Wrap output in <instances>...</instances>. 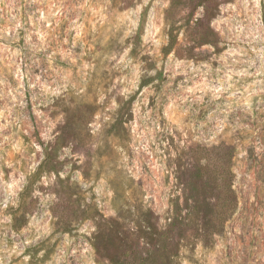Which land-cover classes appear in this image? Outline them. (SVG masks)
Here are the masks:
<instances>
[{
    "label": "rangeland",
    "instance_id": "1",
    "mask_svg": "<svg viewBox=\"0 0 264 264\" xmlns=\"http://www.w3.org/2000/svg\"><path fill=\"white\" fill-rule=\"evenodd\" d=\"M92 2L95 0H0V264H137L142 260L168 264L177 238L185 236L202 241L198 264H247L250 259L264 264V72L259 71L264 42L259 37L252 45L227 39V25L222 23L227 13L221 14V9L233 0H222V4L213 0L209 8L215 30H207L204 21H198L196 28L189 25L178 32L170 29L169 44L160 50L164 62L155 77H148L145 69L156 68L157 62L151 48L144 44L149 27L147 10L140 11L135 32L128 37L129 21L123 18L140 0H120L119 7L112 0L120 15L95 30L91 10L83 27L72 25L79 12L75 5ZM60 3L73 7L60 9L54 23L44 26L52 30V35L45 38L46 46L31 58L30 53L13 55L16 48L25 46V32L15 25L23 23L31 28V13L36 7L43 11ZM260 11L264 20V7ZM14 32L21 38L12 43ZM33 42L40 46L38 36ZM206 44H211V50L197 53V48ZM129 45L131 50L124 56ZM128 60L132 64L126 67ZM138 61L144 63L134 67ZM202 65H207L211 73ZM52 76L61 81L82 77L87 100L104 95L109 103L114 97L121 105L115 113H109L107 103L83 102L82 96L76 111L61 109L69 113L66 129L80 122L78 147L90 140L95 143L83 172L79 151H72L70 159L61 161L57 157L64 146L62 141L45 145L42 139V127L51 125L58 113L55 107L51 112L43 105L34 107L33 94L50 88ZM126 88L130 91L125 93V100L118 93ZM237 91H244L250 109L249 113H239L245 117L241 122L243 133L225 137L235 143L222 142L208 179L202 181L205 173L185 166L188 161L183 157L187 153L172 155L178 147L179 125L187 123L188 117L181 114L180 100L166 112L162 104L167 96L161 94H194L205 102L215 96L219 102ZM68 100H77L71 90ZM209 109L210 105L204 104L196 118L203 121ZM102 112L111 118L104 120ZM157 113L161 127L169 117L176 121L166 144L161 142L165 136L153 131L152 120ZM89 114L92 120L100 117L102 121L94 138L91 121L83 125ZM230 118L235 117L230 114ZM83 127H89V131L84 132ZM33 145L40 146L46 161L39 176L26 179L33 184L40 179L41 183L32 200H28L32 184L24 192L21 213L16 215L21 219L14 223L19 205L8 203L5 207L4 185L35 161L39 154ZM173 165L178 175L171 174ZM81 179L87 181V188L81 186ZM50 195H58L61 201L59 218L47 222L52 231L35 244L24 243L38 229L43 231L45 221L32 209L41 201L48 206ZM112 211L119 219L108 215ZM97 217L108 221L99 224ZM91 228H97V232H90ZM173 260L183 264L179 253Z\"/></svg>",
    "mask_w": 264,
    "mask_h": 264
},
{
    "label": "clouds",
    "instance_id": "2",
    "mask_svg": "<svg viewBox=\"0 0 264 264\" xmlns=\"http://www.w3.org/2000/svg\"><path fill=\"white\" fill-rule=\"evenodd\" d=\"M213 0H140L139 5L134 11L123 14V18L128 20L127 32L125 37H128L134 34L139 20V13L142 9L147 10V19H148V31L144 36V44L148 45L152 50V58L156 60V68L145 69V74L148 77H155L156 72L159 69L160 63H163V59L160 56V50L162 47L169 44V35L170 29L175 31H180L181 28L187 29L189 25L192 28L197 27L198 21L205 22V28L209 31H214V25L211 23L213 19V14L209 8L210 3ZM222 4V0H218ZM120 0H116V6L119 7ZM72 5H67L60 3L58 5H49L45 10L41 11L39 7H36V11L31 13L33 17L32 27L25 28L23 23H17L15 25L16 29H23L25 32V46L23 49L16 48L13 52V55L20 56L22 53L25 55L31 54L29 58L35 56L37 51H41L45 47V38L52 35V30L45 28V25L54 23L55 18L59 15L60 9H71ZM76 8L79 9V12L76 15V18L71 21L72 25L81 28L83 27L84 21L89 19V11L91 10V20L93 24V29L95 30L99 25L110 24L115 20L120 14L116 12V8L113 7L112 0H95L92 3H83L76 4ZM264 7V0H233V3L229 6H222L221 14L227 13L225 20L222 23L227 25L225 29L227 39L235 41H242L248 45H252L253 41L260 38V41L264 42V20L261 18V8ZM52 8H56V11H52ZM38 13V15H37ZM80 21V24H77V21ZM185 39H187V33L184 34ZM38 36L40 41V46L38 47L36 43L33 42V37ZM21 37L18 33L13 34L11 37V42L15 43ZM5 39H8L5 37ZM183 43V41H182ZM143 47V45L141 46ZM131 50V45L124 52V56H127L128 51ZM211 44H206L204 47L197 48V53L210 51ZM255 51V49H252ZM147 51V49H145ZM172 58H169L167 63L171 66ZM33 60V64H35ZM144 62L138 61L137 65L134 67H139ZM210 63V61H209ZM132 64L131 60H128L125 66ZM38 66V65H37ZM206 71L211 73L212 70L207 68V65H202ZM251 67V63L249 64ZM19 66H17L18 70ZM259 71L264 72V57L261 58V65ZM198 72V70H197ZM51 76V74H50ZM48 83L51 87H46L40 92L33 94L34 107L39 108L40 105H43L48 111H52L55 107L58 116L56 120L51 125H44L42 127V139L47 145L48 142L56 143L57 141H62L63 147L61 152L58 155L57 159L64 161L71 158L72 151H79L80 156V171H84L85 161L89 159V150L90 148L95 147V143L91 140L88 144H84L81 147H78L80 144L79 133L81 131L80 122H75L70 129H66L68 122V112H64L61 109L68 107L71 111H76L80 97L84 96L85 100L83 102L87 103H99L101 105L107 103L108 107L106 109L109 113H115L121 105L115 101V98H112V101L109 103L105 100L104 95H100L98 100L90 101L86 99L85 86L83 84V78L77 79L76 76H73L71 80L61 81L56 77L52 76ZM155 83V81H153ZM135 87V82L133 84ZM151 85H149V88ZM168 85H165L167 88ZM20 88H23V84L20 85ZM69 90L71 94L77 98L72 103H69L68 96ZM228 90V87L225 88V91ZM130 89H125L124 92L118 93L119 95L124 96L126 100L128 97L125 95L126 92ZM185 92H190L191 90L185 89ZM246 91V89H245ZM161 95H166L167 100L163 101L162 106L165 108V111L168 112L170 105L174 104L177 100L181 101L180 110L183 116L188 117V122L184 123L183 121L179 125L180 135L177 136V151L173 152V157L179 156L181 152L187 153L183 157L188 163L186 167H196L202 173H205L202 176V181L207 180V173L211 170V166L214 162V157L217 153L220 152L223 147L222 142L224 143H235V140H226V136L242 135L243 129L241 126L242 120L245 118L239 113H249L250 109L245 99L244 91L234 92L231 98H226L224 101H217L216 97L213 96L209 101H204L203 97H197L194 94L189 95H168L167 93H162ZM184 101H188L187 104H184ZM197 104L198 107L193 108L192 105ZM204 104L210 105V109L207 111L206 118L201 121L196 118V114L200 112L201 107ZM23 107V103H21ZM230 114L234 115V119L230 118ZM101 116L104 120H108L111 117L105 116L104 113H101ZM159 114H156L155 119L152 120L153 131L159 132L165 136V139L161 141L166 144V136L171 135L174 131V125L176 121L172 120L169 117V122L165 123L163 127L160 126ZM91 121L90 128L93 132V138L95 137L96 132L99 130L100 123L102 122L100 117L95 120H92L91 115H87L83 119V125H89ZM57 125L60 127L57 128ZM38 127L41 125L38 123ZM227 127V131L225 130ZM56 129L55 132L53 130ZM83 131H89V127H83ZM180 136L183 139H180ZM36 148L37 153L39 154L35 161L29 165L26 171L21 173L18 178H14L11 183H6L4 185V191L6 193L5 207L8 203H11L13 207L18 206L21 203V197L24 192L29 188V185L32 184V192L28 197V200H32L36 197V188L41 183L40 179H36L34 184L31 179H26V177H31L33 175L39 176L40 169L46 161V156L43 154V150L39 145H33ZM15 150H19L15 148ZM32 160V157L28 158ZM68 173L65 172L64 175ZM175 172V165H173L172 173ZM76 180V177L73 176V181ZM80 184L82 187L87 188L88 184L86 180L81 179ZM109 199L111 195L106 193ZM10 197V199H8ZM48 206L44 205V202L41 201L32 211L41 213V220L45 221L43 225V231L37 230V233L32 236L31 239L25 238L24 243L26 244H35L40 241L42 238L47 236L52 228L48 225V221L55 222L59 218L58 209L61 207V201L58 195H50L48 198ZM52 209L51 211L49 209ZM107 211L106 209H102ZM135 212V210H132ZM109 216L113 219H119L115 211L109 212ZM10 219V217H9ZM33 219L35 217L33 216ZM97 222L99 224H105L107 218L97 217ZM168 227V225H165ZM30 231V229H26ZM90 232H97V228H91ZM202 246V241L198 242L196 238L185 236L184 239L177 238L176 248L173 249L168 254V264H175L173 257L177 256L179 253L180 257L183 260V264H198L200 260V255L198 254V249ZM42 254V253H41ZM27 259V258H25ZM247 264H256L254 259L247 261Z\"/></svg>",
    "mask_w": 264,
    "mask_h": 264
},
{
    "label": "trees",
    "instance_id": "3",
    "mask_svg": "<svg viewBox=\"0 0 264 264\" xmlns=\"http://www.w3.org/2000/svg\"><path fill=\"white\" fill-rule=\"evenodd\" d=\"M20 210H21V206L19 205L15 211V214H14V223L17 222V219H21V215L16 218V215L18 213H21ZM137 264H147V262H146V260H142V261L138 262ZM149 264H153V263H149Z\"/></svg>",
    "mask_w": 264,
    "mask_h": 264
}]
</instances>
